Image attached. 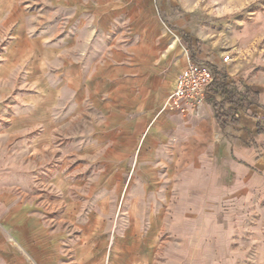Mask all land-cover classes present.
<instances>
[{
  "label": "crops",
  "instance_id": "0c3cea01",
  "mask_svg": "<svg viewBox=\"0 0 264 264\" xmlns=\"http://www.w3.org/2000/svg\"><path fill=\"white\" fill-rule=\"evenodd\" d=\"M56 1L80 22V34L56 48L29 35L22 0L0 1V11L17 20L0 76H15L28 62L40 93L12 134H0V264H264V134L239 146L209 101L195 114L169 109L193 57L180 37L138 28L108 37L98 26L105 36L84 41L89 0ZM82 42L85 65L72 54ZM96 42L103 47L91 64ZM193 58L223 72L230 86L261 87L264 112V80L251 76L250 65L202 50ZM49 59L65 63L47 86L40 80ZM63 105L67 116L59 119ZM88 108L101 112L85 134L76 128ZM63 129L70 150L55 145ZM46 147L52 155L85 157V182L75 184L69 170L52 172L60 199L49 202L36 195L41 165L26 159ZM58 205L68 228L58 226Z\"/></svg>",
  "mask_w": 264,
  "mask_h": 264
},
{
  "label": "rangeland",
  "instance_id": "374dc122",
  "mask_svg": "<svg viewBox=\"0 0 264 264\" xmlns=\"http://www.w3.org/2000/svg\"><path fill=\"white\" fill-rule=\"evenodd\" d=\"M56 2V0H22L21 3V16L25 29L33 38L46 37L48 48L61 46L66 42L64 39L67 37L80 34V22L72 20L74 12L64 4ZM88 12L86 20L94 26L91 25L89 30L84 31V41L85 37L105 36L99 31V27L104 26L108 37L131 36L134 28H138L142 34L149 32V35L158 38L167 35L181 39L187 37L191 42L189 49L185 50L189 57H196V53L201 50L209 56L219 55L222 59L229 56L232 64H248L251 66V76L254 78L261 76L264 80V0H89ZM11 16L12 14L0 11V71L5 64L6 48L13 40L17 29V20L12 19ZM102 47L97 42L95 45L92 44L89 55L91 64L97 61V55L92 53L94 51L96 53ZM72 54L76 61L83 60L82 63L85 65V42L80 43ZM63 63L65 62L62 59L59 61L49 59L45 66L48 76L41 77L40 82L45 81L47 86L51 82L55 84L57 80L53 73ZM29 64L26 62L15 76H0V134L11 133L15 119L28 114L29 102L32 103L40 95L35 87L39 81L38 77L29 75ZM49 71L51 74L48 73ZM215 73L218 74L216 69ZM218 75L228 84L227 76L223 72ZM58 82L61 84L63 81ZM244 86L258 87L261 89V94L263 93V89L256 85H243L241 89L231 87L244 92ZM57 99L62 104L65 103L63 101L68 100L63 93L57 94ZM64 105L56 108L59 119L67 116ZM100 112L94 108L85 109L84 124L77 125L76 129L79 131L84 129L85 134L92 133L95 128L92 120L100 116ZM249 115L264 128L262 125L264 112L260 108V99L258 106L250 108ZM62 126L66 128L65 124ZM41 130L43 131L42 128L35 129V131ZM62 133L64 129L58 133L59 140L55 145L59 150H70L72 143L67 141ZM255 136L254 143L250 146L255 145ZM85 143L89 144L87 141ZM26 159L31 161L32 165H41L40 174H37L40 182L37 185L36 195L37 193L41 195L46 202L50 199H60L59 193L51 185L50 176L55 169L71 171L70 176L75 184L79 180L85 182V173L84 176H80L81 171L85 172V157L72 156V154L52 155L49 147H46L43 148L40 157ZM235 160L242 164L238 159ZM76 195L75 192L74 196ZM57 216L58 226L68 228L67 222L63 219V207L60 205Z\"/></svg>",
  "mask_w": 264,
  "mask_h": 264
},
{
  "label": "trees",
  "instance_id": "16d2710c",
  "mask_svg": "<svg viewBox=\"0 0 264 264\" xmlns=\"http://www.w3.org/2000/svg\"><path fill=\"white\" fill-rule=\"evenodd\" d=\"M182 41L189 49L190 40L183 37ZM260 94L258 87L244 86V92H240L226 82H216L210 89L207 101L213 106L216 121L223 130L231 128L230 136L238 145L250 146L255 135L264 134V128L249 115L250 108L259 105Z\"/></svg>",
  "mask_w": 264,
  "mask_h": 264
},
{
  "label": "built area",
  "instance_id": "2783aa9c",
  "mask_svg": "<svg viewBox=\"0 0 264 264\" xmlns=\"http://www.w3.org/2000/svg\"><path fill=\"white\" fill-rule=\"evenodd\" d=\"M229 60V56L224 58V62ZM216 82L222 83L224 79L210 66L190 61L180 76L167 106L182 115L195 114L207 102L210 89Z\"/></svg>",
  "mask_w": 264,
  "mask_h": 264
}]
</instances>
